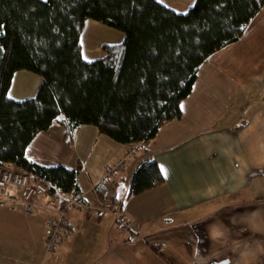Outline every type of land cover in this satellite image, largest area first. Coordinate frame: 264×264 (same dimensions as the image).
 <instances>
[{"label": "crops", "instance_id": "crops-1", "mask_svg": "<svg viewBox=\"0 0 264 264\" xmlns=\"http://www.w3.org/2000/svg\"><path fill=\"white\" fill-rule=\"evenodd\" d=\"M263 34L264 7L237 43L199 67L181 119L149 142L122 145L94 126L76 128L69 144L62 125L39 133L27 159L47 168H79L82 202L68 215L71 236L51 254L47 216L0 208V264H263ZM124 40L100 43L95 58L104 57V45ZM42 83L41 76L18 71L8 98L35 99ZM125 157L123 173L105 182L106 170ZM149 161L167 169L164 184L126 199L136 169ZM102 183L99 198L95 187ZM118 183L128 230L111 208Z\"/></svg>", "mask_w": 264, "mask_h": 264}, {"label": "trees", "instance_id": "trees-1", "mask_svg": "<svg viewBox=\"0 0 264 264\" xmlns=\"http://www.w3.org/2000/svg\"><path fill=\"white\" fill-rule=\"evenodd\" d=\"M263 7L264 0H196L180 14L159 0H0V166L14 164L45 180L63 205L80 194L79 168L30 162L26 150L39 133L62 125L69 144L76 128L94 126L122 145L151 141L181 119L199 67L237 43ZM87 20L122 32L124 43L104 45L103 58L84 61ZM23 70L43 83L35 99L12 101L13 76ZM104 184L95 187L99 198ZM163 184L154 161L141 163L126 199ZM120 187L111 208L123 215Z\"/></svg>", "mask_w": 264, "mask_h": 264}, {"label": "built area", "instance_id": "built-area-1", "mask_svg": "<svg viewBox=\"0 0 264 264\" xmlns=\"http://www.w3.org/2000/svg\"><path fill=\"white\" fill-rule=\"evenodd\" d=\"M127 161L128 157H125L110 166L105 172V182L114 181L122 174ZM63 201V205L56 201L49 183L45 180L14 164L5 163L0 166V208L20 211L33 217L46 214L49 220V231L45 240L47 254L55 252L71 236L73 228L68 215L72 208L80 207L82 198L80 194L73 192ZM113 216L123 230H128L129 221L124 215L114 211Z\"/></svg>", "mask_w": 264, "mask_h": 264}, {"label": "rangeland", "instance_id": "rangeland-1", "mask_svg": "<svg viewBox=\"0 0 264 264\" xmlns=\"http://www.w3.org/2000/svg\"><path fill=\"white\" fill-rule=\"evenodd\" d=\"M159 2L177 13L186 14L194 6L196 0H159ZM124 37L125 35L120 31H116L95 21H86L80 35L84 59L92 62L96 61L95 55H99L97 54V48L100 43H116ZM42 216H46V214Z\"/></svg>", "mask_w": 264, "mask_h": 264}, {"label": "snow or ice", "instance_id": "snow-or-ice-1", "mask_svg": "<svg viewBox=\"0 0 264 264\" xmlns=\"http://www.w3.org/2000/svg\"><path fill=\"white\" fill-rule=\"evenodd\" d=\"M160 170L165 175V177H167L168 171H167V169L163 165H161Z\"/></svg>", "mask_w": 264, "mask_h": 264}, {"label": "water", "instance_id": "water-1", "mask_svg": "<svg viewBox=\"0 0 264 264\" xmlns=\"http://www.w3.org/2000/svg\"><path fill=\"white\" fill-rule=\"evenodd\" d=\"M216 264H228V261H223V262L216 263Z\"/></svg>", "mask_w": 264, "mask_h": 264}]
</instances>
